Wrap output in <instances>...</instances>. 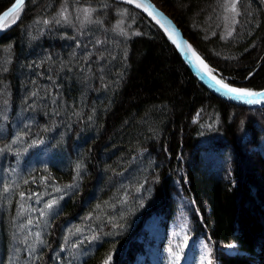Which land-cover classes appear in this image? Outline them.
Masks as SVG:
<instances>
[{"label": "trees", "instance_id": "16d2710c", "mask_svg": "<svg viewBox=\"0 0 264 264\" xmlns=\"http://www.w3.org/2000/svg\"><path fill=\"white\" fill-rule=\"evenodd\" d=\"M13 1L0 0V14ZM153 3L228 85L264 88L261 0H232V25L228 0ZM0 103L27 112L25 135L61 149L63 161L36 175L59 186L77 177L30 264H133L149 220L181 209L215 264H264V106L210 93L139 11L112 0H28L0 35ZM17 192L0 213V264L13 251Z\"/></svg>", "mask_w": 264, "mask_h": 264}, {"label": "rangeland", "instance_id": "374dc122", "mask_svg": "<svg viewBox=\"0 0 264 264\" xmlns=\"http://www.w3.org/2000/svg\"><path fill=\"white\" fill-rule=\"evenodd\" d=\"M90 10L84 6L81 13L87 17L91 13ZM21 12L22 10L20 16ZM223 18L224 23L229 25L235 21L232 0H228ZM18 19L8 29L15 25ZM228 29L225 26L224 31ZM209 69L215 77L226 83L210 67ZM30 122L27 112L21 108L13 110L0 103V140L3 141L0 147V213L11 197L15 196L16 190H19L17 201L15 199L13 251L9 264H30L35 260L43 246L44 235L52 215L57 211L59 203L77 188L76 176L70 185L59 186L36 175L37 169L52 161L61 163L63 157L59 154L61 149H51L46 139L24 134ZM55 156L57 158H54ZM189 201L187 199L188 203ZM180 212L181 214L171 221L162 216H154L149 220L145 227V254L139 256L133 264H215L211 244L204 238L196 239L191 236L188 215L184 209ZM82 234L81 237L84 236ZM226 252L235 253L232 246L226 247ZM66 258L69 259V256L66 255Z\"/></svg>", "mask_w": 264, "mask_h": 264}, {"label": "water", "instance_id": "95a60500", "mask_svg": "<svg viewBox=\"0 0 264 264\" xmlns=\"http://www.w3.org/2000/svg\"><path fill=\"white\" fill-rule=\"evenodd\" d=\"M28 0H22L18 3V0H14L13 3L0 14V35L3 34L9 27H5L4 24L7 22L9 17L17 12L21 11L23 6ZM116 3H122L128 5L141 14L146 16L153 24H155L173 44L176 51L180 55L183 62L186 64L194 78L207 89L213 95L230 102L232 104L248 107V108H260L264 106V95L256 96H238L237 93L229 92L227 89L222 87L223 83L217 77L207 75L205 72L200 70L195 61L194 56L197 57L207 68V64L202 58L192 49L189 42L184 38L181 31L177 28L175 23L162 11L160 10L151 0H112ZM264 5V0H261ZM18 5V6H17ZM137 5H140L139 7ZM15 6V10L14 9ZM7 14V15H6ZM194 54V56H193ZM219 82V83H218ZM228 85V84H226ZM229 88H235L228 85ZM239 89V88H235ZM243 90V89H240ZM247 92H253L243 90ZM253 93H264V88Z\"/></svg>", "mask_w": 264, "mask_h": 264}, {"label": "bare ground", "instance_id": "6f19581e", "mask_svg": "<svg viewBox=\"0 0 264 264\" xmlns=\"http://www.w3.org/2000/svg\"><path fill=\"white\" fill-rule=\"evenodd\" d=\"M20 16V12L17 11L15 13H13L9 19L7 20V22L4 24L5 27H9L10 25H12ZM194 56V54H193ZM193 60L195 61L197 67L202 70L203 72H205L207 75L215 77V75L210 71L209 68H207L197 57L194 56Z\"/></svg>", "mask_w": 264, "mask_h": 264}, {"label": "snow or ice", "instance_id": "6c2138e0", "mask_svg": "<svg viewBox=\"0 0 264 264\" xmlns=\"http://www.w3.org/2000/svg\"><path fill=\"white\" fill-rule=\"evenodd\" d=\"M22 2V0H18V3ZM18 6V5H17ZM138 7L140 5H137ZM15 10V6L14 9ZM7 15V14H6ZM219 83V82H218ZM222 87H224L225 89H227L229 92H233V93H237L238 96H256V95H264V93H253V92H247V91H243L240 89H235V88H229L228 85L226 84H222Z\"/></svg>", "mask_w": 264, "mask_h": 264}]
</instances>
